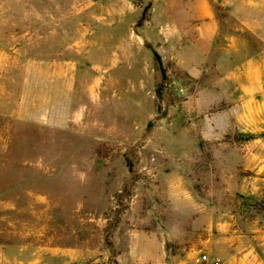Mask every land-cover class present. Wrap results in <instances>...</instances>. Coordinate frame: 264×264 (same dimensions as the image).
<instances>
[{"label":"rangeland","instance_id":"1","mask_svg":"<svg viewBox=\"0 0 264 264\" xmlns=\"http://www.w3.org/2000/svg\"><path fill=\"white\" fill-rule=\"evenodd\" d=\"M189 1L0 0V31L34 45L53 18L76 30L87 84L66 127L0 120V240L14 252L264 264V0H206L218 41H187L178 65L168 46Z\"/></svg>","mask_w":264,"mask_h":264},{"label":"crops","instance_id":"2","mask_svg":"<svg viewBox=\"0 0 264 264\" xmlns=\"http://www.w3.org/2000/svg\"><path fill=\"white\" fill-rule=\"evenodd\" d=\"M187 5L189 20L182 29H186L188 35L185 36L182 29L175 27L174 39L170 42L168 34L164 38L167 45L170 42L169 58L178 65L182 44L185 45L187 41L191 44L207 42L208 46H214L220 33L219 19L214 16L206 0H190ZM52 23L47 36L38 39L35 45L23 34L0 31V120L49 128L66 127L77 120L74 97L78 87L87 85L84 78L77 76L76 54L82 47L78 43L76 30H71L70 25L62 28V22L55 21V18ZM228 41L226 48H232V39ZM259 57L257 54L243 64L252 71L246 75L247 78L262 73L263 62L259 64ZM191 61L196 65V59ZM238 70L236 66L233 69ZM197 71L196 66L187 69L191 75H196ZM1 238L0 264H45L39 251L31 257L22 247L14 252L12 242ZM141 260L148 264L164 262V259L155 257Z\"/></svg>","mask_w":264,"mask_h":264},{"label":"built area","instance_id":"3","mask_svg":"<svg viewBox=\"0 0 264 264\" xmlns=\"http://www.w3.org/2000/svg\"><path fill=\"white\" fill-rule=\"evenodd\" d=\"M202 259H204V260H205V259H206V257L203 255V256H202ZM213 264H219V263L215 261Z\"/></svg>","mask_w":264,"mask_h":264},{"label":"trees","instance_id":"4","mask_svg":"<svg viewBox=\"0 0 264 264\" xmlns=\"http://www.w3.org/2000/svg\"><path fill=\"white\" fill-rule=\"evenodd\" d=\"M154 56H155L156 60L159 62V57H158V55L154 53Z\"/></svg>","mask_w":264,"mask_h":264}]
</instances>
